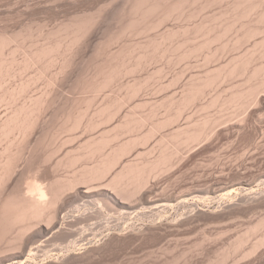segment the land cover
Returning <instances> with one entry per match:
<instances>
[{"label":"bare ground","instance_id":"1","mask_svg":"<svg viewBox=\"0 0 264 264\" xmlns=\"http://www.w3.org/2000/svg\"><path fill=\"white\" fill-rule=\"evenodd\" d=\"M15 1L17 4H19V7H20V5L22 4V3L20 4L21 0L20 2L18 0H14V2ZM22 1L24 4V2L27 0H22ZM69 1L72 2L73 0H69ZM39 2L41 1L39 0ZM23 4L21 7H23ZM24 5H25L24 6L25 9L23 7L24 10L22 9L20 10L17 5L16 6L18 10L17 9L15 10V8L14 10L15 12L18 11L17 13L24 12L22 13L23 16L21 15L22 17H24V14L25 15L30 14V16L29 15L28 16L31 18L30 19L31 23H29V21L27 22L29 24H27L26 22L25 23L23 22L24 25L21 26V28H18V30H15V29L10 30L9 28H6V27H0V106L1 105L3 106V108H0V110L3 111L5 108V111H4L5 113L0 111V264H25V262L29 261L28 258L30 254L35 255V256L38 254L39 255L41 254L42 256L41 255L40 256L42 258L44 257L43 255L44 252L46 253L47 251L48 252L51 251V250L49 251L48 248L52 247L51 245L53 244L54 240H56V244L58 245L62 242V240H65L66 242L70 241V245H68L69 250L66 251L67 249L66 248L65 252H69V251L71 252L73 251L71 249L73 245L75 246L76 244H79V242L82 243V241L83 242L86 241L87 237L90 234L87 230H90V228L93 229V231L91 230L93 232L91 234L93 235L95 232L94 229L95 230L98 228L106 229L105 226L108 225L109 223L111 224V222L113 223V221L122 222L124 220L123 222H126L127 220L128 222V220L130 221L132 219H139V220H143L142 222H144L146 218H150V220L149 219L148 220L151 222V218H152V221L154 222V224L153 222L151 224L153 225L144 224L143 227H137L136 225H134L135 223L129 226L127 225L128 229L130 228V233L127 236L134 235V237L135 236L143 237L149 234L152 236L156 234L157 232L161 231L162 229L164 230L166 229L168 231L175 229L174 231H178L176 229H181L183 225L185 226V224L187 223V220L192 219L194 215H196L199 212L195 213L194 211L196 209L194 211L191 210L190 212L192 213L194 212L195 214L191 215L190 217H186L187 215L184 217V214H185L184 212V213H181L182 214L181 216L184 217L183 219L187 218L186 220H183L179 216L180 220L175 219L172 221H168V218H165L166 216H164V213L168 212L172 208H180V207H182V209H186L187 210L186 212H188L189 211L188 208L190 209V207L193 206V205L192 206L190 205V207L187 206L188 208L187 207L184 208L187 205V203H189V201H198V199L200 198L204 199V197H207L208 200L209 199L213 200V203L215 199L223 200L220 198L224 197L225 195L224 193L226 190L228 191L227 187H229L227 186L226 187L227 189H226L225 186H223V184H222L223 187L221 186L214 187L213 185V187L210 186V188L206 190L200 189L199 187H198L199 189L197 187L196 189H194L193 187V190L190 188L188 191L187 190L184 192L182 191L181 194L176 196L174 192L172 193L164 192V190L161 189L162 188L161 186L159 185L157 186V183L155 185L154 181L158 180L162 176H164L165 178V175H169V172L171 171L173 167H176V165L179 166L178 160L180 161L181 159L179 158L181 157L178 158V156H181L182 151L187 152V150H190L187 148L191 147L192 145L194 144L197 145L198 143L201 144L202 141L204 140L207 141L206 139L212 137L211 135L213 134L215 127L220 125L218 124L220 123L219 120L222 121L223 117L222 119H219L217 117L212 118L211 113H210L211 115L209 113L208 115L207 113L206 115L204 114L206 118L203 119L204 118L203 117L202 121H200L199 118H197L198 120H195V121L192 119L189 121L185 119V122L187 125L182 126V124H179L181 121L180 119L183 118L185 112L189 111L192 106L194 107L196 103L201 102V100L206 96V93L207 94L209 93L208 92L209 89L211 90L212 87L215 88V85L221 84L220 83L221 81L224 82V80L226 81L228 79H229L228 81H230V79L235 80L234 78L236 76H239L238 78H236L239 80L241 79L240 76L244 77V80H243L244 84L242 83L243 84V85L241 84L242 86L238 85V87L235 88L233 84H230L233 86H231L232 89L229 88L231 93L230 91H228V93L230 94L228 95L225 94L227 96L225 95L223 96L222 95L223 92L221 90V93L218 92L217 94L215 92L216 94L215 95L213 94L214 96L210 100L206 98L208 101L205 100L206 101L205 104H201L202 102L199 103L201 104L200 109L201 111L203 110L204 113L208 111V109L210 110L212 107L216 108L217 105H219L218 108L221 107V110L223 109L225 112L227 111V109L229 112V110H231L229 108L235 109V111H232V113L233 112L236 113V111L238 110H242L246 112V110L249 111L250 109L249 106L251 104H254L253 102L259 100L261 101L260 105L261 103L264 102L263 97L261 96V94L264 93V63H260V60H259V59L264 58V37L261 38V36H263L261 34H264V0H126L124 7H122L121 9H118V11L114 9V11L110 12L111 14L110 13L106 14L107 18H112L116 20L117 22H119L118 30L116 29V31L115 30L111 32L109 31L110 34L108 36H106L105 35L106 33H105L104 35L107 37V39L104 40L103 42L105 46L103 45V43L102 44L99 43L98 44L99 46L95 45V47L92 46V43L90 42V39H89L90 38L89 35L93 32L94 27L97 24V21L95 19L96 16H98L101 19V17L99 16L101 13L100 14L96 13L98 15L93 16V14L90 15L92 11L89 10L90 13L88 15L84 14L85 15L84 16L81 14L80 16V14L79 15L77 14L76 17L74 15L73 16L74 19H71L70 21L68 20L67 23H65L66 21L64 20L63 24L60 22L61 24H59V26L57 25L56 27L54 25L55 27H52V28L50 27L51 29H48L46 31L45 29H47L48 27L46 26L47 28L46 27L44 28L43 24L45 25L47 24L42 23L43 25L42 27L44 28V30L42 31L43 28H38L40 29V31L38 32L36 27L39 23L36 25H33V23L35 24V22L37 21L34 20L35 22L32 23V20H33L32 17L34 18L35 13L43 11V10L45 13V10H46L45 8H47L51 4H47L45 6L44 3L43 4L36 3V1H33L30 3L29 1L27 3L25 2ZM53 5H56V3L55 4L52 3L50 7H52ZM59 5H56V6H59ZM64 5L65 7L64 6L63 7L65 9L68 8L66 7L67 4H64ZM216 5L223 6V7L219 6V7H222L220 12L217 11V13H214V14L212 13L206 14V11L208 9H211ZM78 6H79V3H78ZM105 6L102 7V10L104 9V11L106 10ZM107 11H108V7H107ZM4 12L6 13L8 11H4ZM69 13H73V12L70 11ZM201 14L203 16L200 17L201 19L198 22L193 21V20L199 19V16H201ZM18 15L20 16V14ZM52 15L54 14L52 13ZM72 15L73 14H71V18H72ZM20 19L22 20V18ZM55 21L57 20L55 19ZM169 21H174V22L180 21L179 22L180 25L174 26V27L170 26L171 28H167V29L165 28V30L164 29L161 30L162 31L161 33H158L160 32L159 28H163L164 25L168 24ZM181 21H183L182 22L183 24H181ZM189 21L190 22L192 21L193 23H189ZM156 30H157V33H156ZM154 31L155 33H153ZM231 33H233V35H231ZM136 35L138 36L143 35V37L145 36V40L141 39L142 41H134V43H131V44L127 43L128 41L124 40L126 37H128L129 39L130 36H131L130 39L133 40ZM229 35L231 37H227ZM257 37H259V40H257ZM223 38H227V39L225 40ZM255 38H256V41L254 40L253 45L251 46L252 48L248 51L246 49L245 50L246 52L244 54L237 55L236 53V56L234 57L232 56L233 58H230L231 60L230 59L229 61L226 60L227 62L224 63L223 65H219L218 68L217 67L213 69L210 68L207 71L201 68L202 71L203 70L206 71L204 75L190 74L192 75V77L188 75L191 78L187 79V82L185 80V83H184L182 80L183 78L181 77L183 76V73L181 76H179L178 74L171 82L169 81L170 84L167 85V87L170 85L173 86L174 84H177L178 86L179 85L178 82L181 80L184 83V84L182 83L183 86L181 90L182 92H180L181 94H179V92L177 91L178 94L176 96L175 95L174 96L171 95L169 97L166 96V98H164L160 102H157L154 99V101L156 102H153V103L152 102L149 103L148 102L149 100L140 102L139 101L140 99H138L139 103L137 102L134 105V107L132 105L133 108L131 107L129 111L127 109V112L123 113V111H125L123 109L127 107V104H130L131 102L133 103V100L135 101L136 98H139L138 96L140 95L142 91H144L145 94H147L145 89H147L150 93L156 89V88L154 89L151 87L149 88L150 90L152 89L150 91L147 87L149 83L153 81V79L155 80V77H159L160 76L159 74L163 73L162 69H158L156 67L158 71L155 72L156 70L155 69L154 72L152 73L150 72V74L146 71L147 72L146 74H148L147 78L144 77L143 75H142L143 76L142 78L141 74H139L141 78L136 76L138 75L137 73L139 72L141 73V71L144 72L145 69L147 70V68L151 67L152 64L155 65L156 63H160V62L164 63L163 61H166L167 63L166 65H174V64L180 65V63L182 62H187L189 60L191 61L192 58H193L192 60H194V58L198 59V57L203 56L205 59L204 63L208 65L211 62L215 63L214 60L219 61V56L221 54H224L225 52H228V51L230 53L232 51H235L234 49L240 50L238 48L241 45L243 46V44L245 43L249 44L250 43L249 41ZM113 45H115L116 47L118 46L119 48H116V47H115L116 49L112 48ZM90 46L94 47V50L93 51L91 50V51L95 53V54H92V55H95V57L89 54L91 56L90 57L91 59H89L86 62L87 63L86 65L84 64L85 65V67L83 66L84 68H81L82 66L80 67L78 63V57L80 58L82 57V59H85L86 57H88L86 56L87 54H85V52L86 50H89ZM112 49H115L116 51ZM93 57L94 59H92ZM194 61L196 62V60ZM257 61H259L258 64L256 63ZM188 64L190 63H187V66ZM154 65H153V68H155ZM189 66L191 67V64ZM202 66L206 67V65L204 66V64ZM162 67H164V65ZM159 68H161V66ZM193 68H194V65H193ZM197 68L195 69L190 68V69H192L193 71V70H196ZM51 69H53V71H51ZM198 69L200 70V68ZM160 71H162V73ZM181 71H179L178 73H180ZM165 74H166V71H165ZM169 74H171V72H169ZM169 74L165 78L166 80L167 78L170 77ZM161 76L159 78H161ZM128 77H130V79ZM184 77H185V74H184ZM14 79H16L17 81ZM158 80L159 79L157 78V82ZM42 81L45 82L43 83L45 86H42L41 84ZM11 82H14V83L11 84ZM39 82H40V85L42 86L41 88L42 91L41 90L38 91L40 93H38L37 95L36 91L38 89L36 87H38L37 85L39 84ZM159 83L160 82H158V84ZM155 84L157 85V83ZM165 85L164 86L159 85L160 86L158 87L159 90L161 88L162 90H164V87H166ZM67 86L72 88L74 92L75 91L78 92V96L76 98H72L71 100L68 98L69 100L68 101L65 100L66 101L65 102L62 97L60 100L58 98V95L60 92V88H65ZM167 87H166V91H167ZM173 87H176V85ZM216 88L220 89L219 87H216ZM224 88H223V91H226L227 89L225 88L226 90H224ZM33 89L34 90L37 89V90L33 91ZM157 89L155 90V92L157 91ZM215 90L219 91L217 89ZM108 91L112 94L107 93ZM34 92L36 94H34ZM161 92L162 91H160V93ZM168 92L170 93V89L168 90ZM153 94H151V96H153ZM101 96L103 99H101L102 101L99 102L98 99ZM65 97L66 96H64V98ZM157 97L159 96H156V98ZM259 97H261V99ZM57 99L60 101H63L64 103L61 102L62 104L58 105ZM146 105L148 107H146ZM152 105L153 107H151ZM145 107L147 108L146 111L144 110ZM150 107L152 108V110ZM148 108H150V111H148L149 110ZM141 109H143L142 112L138 111ZM161 110H162V113H160ZM195 110L196 108L194 109V111ZM217 110H220V108ZM214 111L216 110H213V112ZM222 111H219V112L221 113ZM195 112H197V110ZM216 112L214 113L215 115H216ZM238 112L241 113V111H238ZM225 116H228L229 118L230 115H225ZM194 117L196 118V116H193V119ZM201 117H202V114H201ZM237 117L239 118V116H237L236 114V118ZM245 117L247 118V115H245ZM245 117H243V119ZM233 118L231 116V121H234ZM238 118L236 120H238ZM176 123L180 126L177 125L176 127L175 125ZM227 123L225 122L224 125H227ZM174 125L176 128H174ZM101 128L102 130L99 131L100 134H97V132H95L97 135L96 136L92 135V134H95L93 133L94 131L96 130L98 131ZM169 128H170V131L167 132L166 130L167 129L169 130ZM218 129L220 128H217V130ZM78 130H81L82 132L84 131L83 133H86V135L88 133L89 134L91 133V134L90 135L88 134L89 137L87 139H84V141H81V139H83L81 137L83 133H81ZM76 131L80 132V135H79L80 138L79 136H75L76 135L75 133H77ZM64 133L69 135L66 139L61 138V136H64L63 135ZM159 133H161V135H159ZM127 135L128 136L131 135L130 138L128 137L129 139L126 138ZM157 135H159L160 138L159 140L157 139L158 143L155 141L157 144L156 145L153 144V145L160 146V149L159 147L158 148L156 147L159 150V153L157 150H155V147L151 144V146H153L154 148H151L150 150H148L149 148H146L147 152L144 151L143 153L141 151H138L137 152L138 154L134 157L135 154L133 155V153L136 150H138V148L140 147L143 148L144 145H147L148 147L149 144L147 143L150 142V139L152 138L154 139V137H156ZM74 136L76 137V139L79 138L78 140H80L81 142H79L78 140L75 141ZM59 137L60 139H62V141L60 140L61 141L60 143L59 141H57ZM83 137H85V134L83 135ZM121 137L127 139L128 141L123 142L124 139L122 141ZM73 141L76 143V145L74 143L73 147H70V149L68 148L66 150L65 148L68 145V143H70L68 146H72L71 142L73 143ZM258 142H260V140ZM56 143H57V146H56ZM64 145H66L65 148H64ZM256 145H258V143ZM62 147H63V150H65V152L61 150ZM145 147L146 146H144V148ZM185 148L187 150H183ZM230 148L231 147H229V149ZM153 149L155 150V152ZM219 150L221 151V149ZM58 151L59 152L63 151L64 153L61 152L62 154L61 157L60 156L59 158L57 157V160H56L55 158L57 156ZM156 152L158 154H156ZM245 152L248 153L249 151L247 150ZM152 153L156 155V156L154 155L155 156L154 158H152L153 156ZM256 153H257V149H256ZM243 155H246V153ZM238 156L240 155L238 154ZM182 159H183V156H182ZM224 162L226 163V161ZM208 163L210 162L208 161ZM250 163L251 162H249V164ZM24 165L26 166L25 167L26 169L21 171V167ZM211 167L212 166H210V168ZM213 168H214V164H213ZM203 169L205 170V168ZM174 170L175 168H173L172 171ZM231 174L232 173H230V175ZM183 176L185 175L183 174ZM214 176L213 178H215ZM236 181L238 182V180ZM256 181L257 180H255V182ZM173 182H176V180ZM259 183L260 182H258L257 184ZM234 184H235V181H234ZM239 184L241 183L239 182ZM241 185H244V184L242 183ZM250 185L252 186V184ZM228 192H230V190ZM261 193H260V196L258 197H256L257 196L256 194H254L256 196L253 195L254 197L252 196L249 197V194H247L248 197L244 196L241 199V201L242 202L250 201V203L247 202L249 206H246V205L245 206L249 207L252 210L254 206L261 205L262 203H264V195H261ZM230 195H231V192H230ZM235 205H238V204H233V203L227 204L226 203V207H224L225 206L224 204L221 207L226 208V210L228 211L229 209L230 210L234 209ZM243 207L241 209H243ZM192 208H196V205ZM235 208L237 207L235 206ZM249 208H247L246 210H248ZM237 209L239 210V208ZM226 210H225V213L229 214V211L227 212ZM223 211L220 210L221 214L222 213L224 214ZM157 212H160V213H157ZM177 212H175L173 215H175ZM190 212L188 213L190 214ZM201 212L202 211H200V213ZM243 215L245 216V214ZM222 217H225V216H222ZM212 219H211V222H212ZM225 219H228V217ZM94 220L95 222H92L91 224H89L91 221H94ZM214 220H216V218ZM198 222L199 221H197V224ZM110 226H112V224ZM248 227H246V229ZM262 227L264 229V219L261 218V220L257 221L255 224H253L247 230H245L246 232H244L243 234H241L240 232L241 235L240 236L238 235V238H236V241L234 243H231L228 248L226 246L227 244L226 245L224 244V246L227 249L226 250L224 249V252L220 253L221 255L224 253L222 256L220 255V257H218L219 253H217L218 259L215 258L216 261L214 260V263L212 262V264H228L227 262L230 261L229 259H231L234 253H237L238 250L243 247V245L245 247V243L247 242L248 239L250 240L252 239L250 235L251 234L254 235L253 233L259 231L260 228ZM120 228H117V229H120ZM103 231L101 230L100 232H103ZM96 234L98 235L100 233L99 232L95 233L93 237H95ZM116 234L117 235L111 234L113 235V237L110 236V238L111 239L115 238V240L117 238L118 239L121 238V235H122L121 233L120 235H118V233ZM257 235H258V232H257ZM234 236H233V239H234ZM89 238H88V241H89ZM110 238L107 240L108 241L110 240L111 242L114 241V240H111ZM230 240L232 241V239ZM58 241L60 242L57 243ZM50 242L52 243L51 245L48 246ZM66 242H64L63 244L67 245ZM200 244H202V242H200ZM247 244H249V242H247ZM54 245L55 244H53V246ZM65 245H62V246H65ZM262 246H264V233L260 236L258 240L256 239V242L252 244L249 250L247 249V247L245 248L247 249V251L246 252L244 251L241 257L243 256L242 257L243 259L247 257L253 258L251 256L257 253V250H259L260 247ZM99 247H104V246L99 245ZM99 247L97 248V247L92 246V248L88 249L86 252H84V254H81V253L79 255L73 254L74 256H71V257L69 255H67L68 257L63 256L61 261L59 259L60 263H58V261L57 262L53 261L52 263L53 264L55 263L70 264V263H75V262H82V261L84 262L86 259L89 262L90 260L88 259H91V254L93 258V255H94L93 253L96 250L99 251L100 249ZM57 248H53L51 252H53L55 249L54 252L59 253L62 247L61 248L59 247L60 250L59 248L58 249ZM164 248H167V247H164ZM218 248H220V246ZM56 249L59 252H56ZM194 249L196 250V248ZM44 250H47V251H44ZM161 250L163 251V249ZM62 251L64 252L63 249ZM186 252L187 251H185V253ZM239 252H241V250ZM165 254L167 255V253ZM159 255L157 256L159 257ZM35 256L33 258L34 260H36ZM167 256L169 257L170 255H167ZM175 256L177 255L175 254ZM185 256H187V254ZM48 257H50V255ZM53 257L54 256H52V258ZM160 257L162 261V256ZM36 258L38 259V257ZM44 258H47V257H44ZM33 259L30 261L31 264H32ZM180 259L181 258H178L177 262H179ZM236 259L237 258H234L233 261H236ZM239 260L240 259H237V262H239ZM173 263L176 264L174 261ZM235 263L236 262H234L233 264ZM88 264H90V262ZM163 264H164V261H163Z\"/></svg>","mask_w":264,"mask_h":264},{"label":"rangeland","instance_id":"2","mask_svg":"<svg viewBox=\"0 0 264 264\" xmlns=\"http://www.w3.org/2000/svg\"><path fill=\"white\" fill-rule=\"evenodd\" d=\"M4 1H5V3H4ZM19 2H20V0H18ZM17 1V2H18ZM30 1V3L31 2H33V1H36V3H44V5L46 6L47 4H51L52 5V3H56V5H59V4H61V5H59V6H56V5H53L52 7H50L51 5H49L47 8H45L46 10H45V13H44V10L43 11H40V12H37V13H35V15H34V18L32 17V15H31V17H32V23L33 22H35V21H37V22H35V24L33 23V25H36V24H38V25H40V26H38L37 25V27H36V29H37V31L39 32L40 31V29H38V28H45L46 26L48 27H46L47 29H45V31L46 30H48V29H51L52 27H57V25L59 26V24H63L64 23V20L66 21L65 23H67V21L69 20H71V19H74L73 18V16L75 15V17H76V15L78 14H80V16H81V14L82 15H84V14H89L90 13V11L89 10H91L92 12L90 13V15L91 14H93V16H96V15H98V14H96V13H101L99 16L101 17V19L98 17V16H96V21H97V24L95 25V27H94V30H93V32L89 35L90 36V42L92 43V46H94L95 47V45L97 46L99 43L100 44H102L103 42H104V40H106L107 39V37L106 36H108L109 34H110V32L111 31H113V30H115L116 31V29L118 30V28H119V22H117L116 20H114V19H112V18H107V13H110V12H112V11H114V9L115 10H117L118 11V9H121L122 7H124V4H125V1L126 0H73L72 2L71 1H69V0H55V1H53V0H51V1H49V0H40L41 2H39V0H27V1H25L26 3L27 2H29ZM53 1V2H52ZM57 1V2H56ZM62 1V2H61ZM66 1V2H65ZM75 1V2H74ZM89 1V2H88ZM104 1V2H103ZM114 1H115V3H114ZM117 1V2H116ZM8 2H9V4H8ZM18 2V3H19ZM25 2H24V4H25ZM46 2V3H45ZM61 2V3H60ZM77 2V3H76ZM85 2H86V4H85ZM89 4H91V5H89ZM93 2V3H92ZM23 4V1L21 0V2H20V4ZM35 3V2H34ZM67 4L66 5V7H68V8H64L65 7V5L64 4ZM71 3V4H70ZM75 5H73V4ZM78 3H79V6H78ZM102 4V5H100V4ZM106 3V4H105ZM114 3V4H113ZM0 17H2V18H0V27H6V28H9L10 30H18V28H21V26H23L24 25V23L26 22H28L29 21V23H31V18L29 17L30 16V14H27V15H25L24 14V17H22L23 15H22V13H24V12H19V13H17L18 11H16L15 12V10L17 9L18 10V8H17V6L19 7V4H17L16 3V1L14 2V0H0ZM7 4H8V6H7ZM14 5V7H13V5ZM17 6H16V5ZM22 4L20 5V7L22 6ZM23 4V7L25 6ZM81 4V5H80ZM96 4V5H95ZM106 6H105V5ZM108 4V5H107ZM110 4V5H109ZM4 5V6H3ZM77 5V6H76ZM96 7H95V6ZM64 6V7H63ZM74 6V7H73ZM92 6V7H91ZM103 6H105L106 7V10L104 11V9L102 10V7ZM217 6V5H216ZM214 6L213 8H211V9H208L207 11H206V14H214V13H217V11L218 12H220V10L222 9V5H219V6H222V7H219V6ZM6 7H8V8H6ZM11 7V8H10ZM19 7V9L21 10H24L25 9V7H24V9H23V7H21L20 8ZM50 7V8H49ZM57 7H59V8H57ZM63 7V8H62ZM81 8V10H80V8ZM84 7V8H83ZM87 7H89V8H87ZM95 7V8H94ZM104 7V8H105ZM107 7H108V11H107ZM109 7H111V8H109ZM5 10H4V9ZM14 8H15V10H14ZM51 8H52V10H51ZM62 8V9H61ZM76 10H75V9ZM92 8V9H91ZM117 8V9H116ZM220 8V9H219ZM2 9H3V11H2ZM10 9V10H9ZM56 9V10H55ZM58 9V10H57ZM68 9V10H67ZM69 9H70V11L71 12H73V13H69L70 11H69ZM82 9H83V11H82ZM85 9V10H84ZM95 11H94V10ZM99 9V10H98ZM101 9V10H100ZM219 9V10H218ZM12 10V11H11ZM53 10H55V11H53ZM87 10V11H86ZM97 10V11H96ZM4 11H8V12H4ZM9 11H10V13L12 14H10L9 13ZM47 11V12H46ZM64 11V12H63ZM82 11V12H81ZM94 11V12H93ZM99 11V12H98ZM120 11V10H119ZM15 12V13H14ZM57 12H59V13H57ZM3 15H2V14ZM6 15H5V14ZM8 13V14H7ZM42 13V14H41ZM43 13H44V15H43ZM52 13L54 14V15H52ZM75 13V14H74ZM18 14H20V16L18 15ZM57 14V15H56ZM66 14V15H65ZM71 14H73L72 15V18H71ZM95 14V15H94ZM104 14V15H103ZM111 14V13H110ZM22 15V16H21ZM29 15V16H28ZM38 15V16H37ZM102 15V16H101ZM8 16H10V17H8ZM11 16H12V18H11ZM41 16V17H40ZM50 16H51V18H50ZM53 16H55V17H53ZM65 16V17H64ZM85 16V15H84ZM203 15L201 14V16H199V19H196V20H193V21H199L201 18L200 17H202ZM6 17V18H5ZM14 17V18H13ZM28 19H27V18ZM36 17V18H35ZM44 17V18H43ZM70 17V18H69ZM18 19V21H17V19ZM20 18H22V20L20 19ZM48 20H47V19ZM53 18V19H52ZM59 18V19H58ZM60 18H61V20H60ZM98 18V19H97ZM7 19V20H6ZM14 19V20H13ZM43 19H45V20H43ZM50 19V20H49ZM55 19L57 20V21H55ZM4 20V21H3ZM12 20V21H11ZM21 20V21H20ZM35 20V21H34ZM2 21V22H1ZM48 21V22H47ZM63 21V22H62ZM114 21V22H113ZM5 22V23H4ZM15 22H16V24H15ZM24 22V23H23ZM61 22V23H60ZM101 22V23H100ZM174 24H173V23ZM180 22V21H179ZM179 22H177V21H169L168 22V24H166V25H164V27L163 28H159V30H160V32H158V33H161L162 31L161 30H165V28L167 29V28H171V27H174V26H178V25H180V23ZM183 21H181V24H183L182 23ZM187 22V21H186ZM7 23V24H6ZM13 23V24H12ZM21 23H22V25H21ZM29 23H27V24H29ZM42 23H46L47 25H45V24H43L42 25ZM99 23V24H98ZM189 23H193L192 21L190 22L189 21ZM184 24H185V22H184ZM8 25V26H7ZM10 25H12V26H10ZM15 25V26H14ZM17 25V26H16ZM26 25V24H25ZM55 25V26H54ZM43 26V27H42ZM116 26V27H115ZM171 26V27H170ZM12 27V28H11ZM14 27V28H13ZM17 27V28H16ZM51 27V28H50ZM44 28L42 29V31L44 30ZM158 30V29H157ZM157 30H156V33H157ZM110 31V32H109ZM106 33V34H105ZM153 33H155V31L153 32ZM152 33V34H153ZM39 34V33H38ZM106 36H105V35ZM231 35H233V33H231ZM261 35H263V36H261ZM260 36H261V38H263L264 37V34H261ZM37 36H39V35H37ZM88 36V37H89ZM137 36V37H136ZM135 37H134V39H133V37H132V39L133 40H131L130 38H131V36L129 37V39H128V37H126L124 40L125 41H128L127 43H129V44H131V43H134V41H142V40H145V36L143 37V35L142 36H140V37H142V38H140L138 35H136ZM259 36V37H260ZM227 37H231L230 35L229 36H227ZM259 37H257V40H259ZM40 38V37H39ZM139 38V39H138ZM260 38V39H261ZM142 39V40H141ZM223 39H227V38H223ZM222 39V40H223ZM123 40V41H124ZM224 40V41H225ZM254 40L256 41V38L255 39H253V40H251V41H249L250 43L248 44V43H245V44H243V46L241 45L238 49H240V50H237V49H234L235 51H232V50H230V51H232V52H230L229 53V51L228 52H225L224 54H225V56H224V54H221L220 56H221V58L223 59L224 57L226 58H224L223 60L220 58V56H219V61L218 60H214V62L216 63H213V62H211V63H209L208 65L206 64V63H204L205 62V59H204V57L202 56V57H198V59L196 58H194V60H196V62L194 61V60H192L191 59V61L189 60V61H187V62H182V63H180V65L179 64H174V65H166L167 63H166V61H163L164 63H162V62H160V63H156L155 65L154 64H152V68L151 67H148L147 68V70L145 69V71L143 72V71H141V73L139 72V73H137L138 75H136L137 77H140V75L139 74H141V77L143 78V76L144 77H146L147 78V75L148 74H146L147 72L150 74V72L152 73V72H154V70H155V72L156 71H158V69H162L163 70V73H164V75H163V73H162V71H160L162 74H159L160 76H161V78H159L160 76L159 75H157V76H159V77H155V80L153 79V81L152 82H150L149 83V85H148V89L149 88H158V87H160L159 85H165L166 87H167V85H169L170 84V82L179 74V76H181L182 75V73H183V76H181L183 79V82L185 83V80H186V82H187V79H189V78H191L192 77V75H195V74H200V75H204V73L208 70V69H210V68H218L219 67V65H223L224 63H226L227 61H229V59L230 58H233L234 56H236V53H237V55H239V54H244L246 51V49H247V51L248 50H250L252 47V45H253V42H254ZM133 41V42H132ZM223 41V42H224ZM106 42V41H105ZM252 43V44H251ZM103 45L105 46V44L103 43ZM116 45V44H115ZM115 45H113L112 46V48H115L116 46ZM118 45V44H117ZM248 45V46H247ZM92 46H90L89 47V50H86V52H85V54H87L86 56H88V57H86L85 59H82V57L80 58V57H78V63H79V66L81 67V68H84L85 67V65L87 64L86 62L89 60V59H91L90 57L91 56H94L95 57V55H92V54H95V53H93L92 51L94 50V47H92ZM99 46V45H98ZM100 46H102V45H100ZM103 46V47H104ZM119 46H120V44H119ZM245 46V47H244ZM247 46V47H246ZM250 46V47H249ZM92 47V48H91ZM242 47H244V48H242ZM116 48H119L118 46L116 47ZM115 48V49H116ZM115 49H112V50H115ZM92 50V51H91ZM88 51H89V53H88ZM116 51V50H115ZM237 51V52H236ZM244 51V52H243ZM229 53V54H228ZM89 54H91V56L89 55ZM227 54V55H226ZM229 55V56H228ZM231 56V57H230ZM233 56V57H232ZM94 57L92 58V59H94ZM221 60V61H220ZM227 60V61H226ZM231 60V59H230ZM260 60V63H264V58H262V59H259ZM200 61V62H199ZM219 63H218V62ZM202 62V63H201ZM223 62V63H222ZM184 63H186V64H184ZM187 63H190L191 64V67L189 66L190 64H188V66H187ZM200 63V64H199ZM212 63H213V65H212ZM218 63V64H217ZM255 63V62H254ZM257 64L259 63V61H257L256 62ZM85 64V65H84ZM159 64V65H158ZM183 64V65H182ZM196 64V65H195ZM197 64H198V66H197ZM204 64V66L206 65V67H203L202 65ZM215 64V65H214ZM153 65H154V67L155 68H153ZM164 65V67H162ZM176 65H178V66H176ZM193 65H194V68H193ZM201 65V66H200ZM84 66V67H83ZM161 66V68H159ZM168 66H169V68H168ZM174 66V67H173ZM183 66V67H182ZM185 66V67H184ZM215 66V67H214ZM158 69H157V68ZM189 67V68H188ZM200 68V70L198 69V68ZM151 68V69H150ZM181 68V69H180ZM184 68H185V70H184ZM190 68H192V69H195V68H197L196 70H193L192 71V69H190ZM201 68H203L204 70H206V71H202V69ZM169 70V72H171V74H169V72H168V70ZM185 71V73H184V71ZM150 70H152V71H150ZM172 70V71H171ZM174 70V71H173ZM181 71L180 73H178L179 71ZM188 70V71H187ZM51 71H53V69H51ZM147 71V72H146ZM165 71H166V74H165ZM177 71V72H176ZM190 71V72H189ZM198 71V72H197ZM188 74H187V73ZM83 73V72H82ZM170 75V77L169 78H167V80L165 79L167 76H168V74ZM175 73V74H174ZM202 73V74H201ZM145 74V75H144ZM184 74H185V77H184ZM186 74H187V76H186ZM190 74H192V75H190ZM143 75V76H142ZM166 75V76H165ZM188 75H190L191 77H189ZM164 76V77H163ZM140 77V78H141ZM163 77V78H162ZM188 77V78H187ZM239 76H236L234 79L235 80H231L230 79V81H228V80H224V82H220L221 84H217V85H215V88H211V90L209 89V93L207 94L206 93V96L201 100V102H198V103H196L195 105H194V107L192 106L191 107V109H192V111H191V109L189 110V111H186L185 112V114H184V116H183V118L182 119H180L181 121H180V123L179 124H182V126H185V125H187L186 124V122H185V119L186 120H198L197 118H199L200 119V121H202V118L203 119H205L206 117H205V115H206V113H207V115H208V113L212 116V118H215V117H217V118H219V119H222V117H223V119H222V121L221 120H219V122L220 123H218V124H220V125H216L217 127H215V130L213 131V134L211 135L212 137H210V138H208V139H206L207 141H202V143L200 144V143H196L197 145H192L191 147H189V148H187V149H190V150H187L186 148L185 149H183V150H187V152H181L182 154H181V156H178V158L179 157H181V158H179V159H181L180 161L178 160V165L179 166H177L176 165V163H175V165H176V167H173V168H175V170L174 171H172L173 170V168L171 169V171L169 172V175H165V178H164V176H162L161 178H159L158 180H156V181H154L155 182V185H156V183H157V186L159 185V186H161L160 188L162 189V190H164V192H166V193H172V192H174L175 193V195L176 196H178L179 194H181V192L183 191H188L190 188L193 190V187H194V189H196V187L198 188H200V189H203V190H206V189H208V188H210V186L211 187H213V185H214V187L216 186V187H218V186H221V187H223V186H225V188L227 187V186H229V187H227L228 188V191L230 190V192H231V195H230V192H228L227 190V192L225 191V195H224V197H221L220 199H223V200H219V199H215V201H214V203H213V200H211V199H209L208 200V198L207 197H204V199L203 198H200V199H198V201H189V203H187V205L184 207V208H186L187 206L188 207H190V205L192 206V207H194L195 205H196V208H192V207H190V209L188 208V212H190L191 210L192 211H194L195 209V213L196 212H199V213H197V214H199V215H194V219L192 218V219H189V220H187V223L185 224V226L183 225L182 226V228L181 229H176V230H178V231H174V230H164V229H162L161 231H159V232H157L156 234H154V235H146V236H135L134 237V235H130V236H127V235H129V233H130V228L128 229V226L129 225H131V224H134V225H136L137 227H143L144 226V224L145 225H153L154 224V222L152 221V218H151V222L149 221L150 220V218H146L145 219V221L144 222H142L143 220H139V219H132V220H128V222H127V220H126V222H123L122 220V222H116V221H113V223L111 222V224H112V226H110L109 224L108 225H106L105 226V228L106 229H104V231H103V229H101V228H98V229H94V234L95 233H100V234H96L97 235V237H96V235H95V237H93L94 236V234L92 235L91 233H93L92 231H93V229H91L90 228V230H87L89 233H87V234H89V236L87 237V239H86V241H82V243L81 242H79V244H76L75 246H76V248H75V246L73 247H71V249L73 250V251H69V252H65V249H66V251L67 250H69V248H68V245H70V241L68 242H66L65 240H62V242L58 245V244H56V240H54V242H53V244H55L58 248L60 247H62L61 248V250H60V248H59V250H60V252L57 250L58 248L55 246H53V244L51 245V243L52 242H50L49 244H48V246L49 245H51L53 248H57L56 249V252H59V253H55L54 251H55V249H54V253L53 252H51L52 251V249L51 248H48V250L50 251V252H48L47 250H44V251H47L46 253L44 252L43 253V255H44V257H47V258H44V257H42L41 258V256L38 254V255H31L30 254V256H29V258H28V262H25V264H31V260L34 258V256H35V259L36 260H34L33 259V261H32V264H50V263H52L53 261H55V262H57L58 261V263H60L59 262V259H60V261H61V259L63 258V256L64 257H68L67 255H69L70 257L71 256H74L75 254L77 255H79L80 253L81 254H84V252H86L88 249H90V248H92V246L93 247H99V245H101V246H104V247H99L100 249H99V251L98 250H96L93 254V258H92V254H91V259H88V260H90L89 262H90V264H163V261H164V264H169V263H171V264H174L173 263V261L176 263L177 262V260H178V258H181L180 259V261L179 262H177L176 264H212V262L214 263V260H215V258H217L218 259V257H220V253H222V252H224V249L226 250L229 246H230V244L231 243H234L235 241H236V238H238V235L240 236L241 234H243L244 232H246L245 230H247L250 226H252L253 224H255L257 221H259V220H261V218L262 219H264V208H262V207H264V203H262L261 205H257V206H254L253 207V209L251 210L249 207H246V206H249L248 205V203L247 202H249L250 203V201H241V199L244 197V196H247L248 197V195L247 194H249V197L250 196H252V197H254V196H256V197H258V196H260V193H261V195H264V102L263 103H261V105H260V102L261 101H259V100H257V101H255V102H253L254 104H255V106H254V104H251V105H253V106H249L250 107V109H249V111L248 110H246V112H244V111H242V110H238V111H241V113L240 112H238V111H236V113H232V111H235V109L233 110L232 108H229V109H231V110H229V112H228V109H227V111L225 112L223 109V111L221 110V107H219L220 108V110H217V109H219L218 108V106L219 105H217V107L216 108H211L210 110L208 109V111H206L205 113H204V111L202 112L201 111V109H200V106H201V104H205V102L206 101H208V100H210L216 93L218 94V92L219 93H221V90H222V95L224 96L225 94H230L231 93V91H230V89H232V87L231 86H233L234 85V87L235 88H237L238 87V85H241L242 83L244 84V77L243 76H240V80L239 79H236V78H238ZM129 79H130V77H128ZM157 78L159 79L158 80V82H160L159 84H158V82H157ZM243 78V79H242ZM166 81H165V80ZM14 80H16V79H14ZM14 80H12V81H14ZM161 80V81H160ZM17 81V80H16ZM123 81H124V79H123ZM125 81H127V80H125ZM170 81V82H169ZM163 82V83H162ZM181 82V83H180ZM181 80L178 82L179 83V85L177 86V84H174L173 86H175L176 85V87H173L172 85H170V86H168L167 87V91H166V87H164V90H162V88L159 90V88L157 89V91L155 92V90L153 91V92H149L147 89H145V91H146V93L147 94H145V92L144 91H142L141 93H140V95L138 96L139 98H136L135 99V101L133 100V103L131 102L130 104H127V107H126V105H125V109H123V110H125V111H123V113H125V112H127V109H128V111L130 110V108L132 107V105H133V107H134V105L138 102L139 103V101L140 102H143V101H148L149 103H153V102H160V101H162L164 98H166V96L167 97H169V96H176L178 93H177V91L179 92V94H181L180 92H182L181 90H182V86H183V83ZM230 82H232V83H230ZM239 82V83H238ZM12 83H14V82H11V84ZM43 83H45L44 81H42L41 82V84H42V86H45ZM155 83H157V85L155 84ZM165 83V84H164ZM183 83V84H182ZM223 83V84H222ZM253 83H255V82H253ZM155 84V85H154ZM230 84H233V85H230ZM242 84V85H243ZM224 88V90H226V91H223V88L221 87V86ZM227 85V86H226ZM241 85V86H242ZM38 87H36L37 89H33V91H36V93H37V95H38V93H40V92H38V91H40L41 90V88H42V86L40 85V82H39V84L37 85ZM153 86H155V87H153ZM157 86V87H156ZM180 86V87H179ZM174 89H173V88ZM177 87H179L180 88V90H179V88H177ZM216 87H221L220 89H218V88H216ZM170 89V93L168 92V90ZM230 88V89H229ZM178 89V90H177ZM215 89H217V90H219V91H216ZM69 90H71V91H69ZM150 90V89H149ZM152 90V89H151ZM150 90V91H151ZM176 92H175V91ZM214 90V91H213ZM32 91V92H33ZM42 91V90H41ZM158 91H159V93H158ZM160 91H164L162 94L160 93ZM228 91H230V93H228ZM70 92H71V94H70ZM74 94H73V93ZM76 92V91H75ZM74 92V90L72 89V88H70L69 86H67V87H65V88H60V92H59V95H58V98L61 100V97L64 99V101L66 100V101H68L69 99L71 100L72 98H76L77 96H78V92H76L75 93ZM167 92V93H166ZM173 92V93H172ZM216 92V93H215ZM226 92V93H225ZM35 92H34V94H36ZM107 93H109V94H112V93H110L109 91L107 92ZM153 93H155V94H153ZM176 93V94H175ZM33 94V93H32ZM144 96H143V95ZM151 94H153V96H151ZM160 94V95H159ZM212 95V96H210V95ZM214 94V95H213ZM263 94V95H262ZM261 94V96L263 97V100H264V93H262ZM72 95V96H71ZM208 95H209V97H208ZM227 95H225V96H227ZM64 96H66L65 98H64ZM68 96V97H67ZM73 96H75V97H73ZM148 96H149V98H148ZM156 96H159V97H157L156 98ZM163 96V97H162ZM165 96V97H164ZM179 96V95H178ZM104 97V96H103ZM141 97V98H140ZM147 97V98H146ZM67 98V99H66ZM69 98V99H68ZM144 98V99H143ZM151 98V99H150ZM208 100H207V99ZM260 99H261V97H259ZM62 99V100H63ZM101 99H103L102 98V96L98 99V101L99 102H101L102 100ZM138 99H140L139 101H138ZM142 99V100H141ZM154 99L156 100V101H154ZM58 100V99H57ZM60 100H58V102H57V104L58 105H60V104H62V103H64L63 101H60ZM206 100V101H205ZM59 101H60V103H59ZM65 101V102H66ZM203 101H204V103H203ZM62 102V103H61ZM98 102V103H99ZM135 102V103H134ZM257 102H258V104H257ZM199 103H201V104H199ZM100 104V103H99ZM155 104V103H154ZM153 104V105H154ZM98 105V104H97ZM128 105H130V106H128ZM153 105L151 106V107H153ZM199 105V106H198ZM258 107H260V108H258ZM150 106V105H149ZM155 106V105H154ZM195 106H197L198 108H199V110H198V108L197 107H195ZM5 107V106H4ZM132 107V108H133ZM146 107H148L147 105H146ZM144 108V110L146 111L147 110V108ZM150 107V108H151ZM0 108H3V106L1 105L0 106ZM150 108H148L149 110L148 111H150ZM196 108V110H197V112H195L194 111V109ZM6 109H7V107H6ZM3 110V109H2ZM142 110L143 109H141V110H138V111H140V112H142ZM151 110H152V108H151ZM213 110H216V111H218V112H216V111H214L213 112ZM226 110V109H225ZM237 110V109H236ZM255 110V111H254ZM1 111V110H0ZM5 111V108H4V110L3 111H1V112H3V113H5L4 112ZM191 111V112H190ZM209 111H211V112H209ZM219 111H222L223 112V114H222V112L220 113ZM247 111H248V113H247ZM260 111V112H259ZM159 112V111H158ZM216 112V115L214 114ZM232 113V115H231V113ZM238 112V113H237ZM160 113H162V110L160 111ZM196 113V114H195ZM218 113H220V114H218ZM227 113V114H226ZM247 115V118L245 117V115ZM253 113H254V115H253ZM199 114H200V116H199ZM201 114H202V117H201ZM205 114V115H204ZM230 115L229 116V118H228V116H225V115ZM233 114H235V115H233ZM236 114H237V116H239V118H238V120H236L237 118H236ZM239 114V115H238ZM258 116H257V115ZM188 115V116H187ZM192 115V116H191ZM199 117H198V116ZM219 115H220V117H219ZM226 117H224V116ZM241 115H242V117H241ZM260 115H262L263 116V118H262V116H260ZM193 116H196V118L194 117V119H193ZM231 116H232V118H233V120L234 121H231ZM260 116V117H259ZM188 117H189V119H188ZM192 117V118H191ZM210 117V116H209ZM243 117H245L244 119H243ZM253 119H252V118ZM224 118H225V120H224ZM261 120H260V119ZM226 119H228V120H226ZM230 120V121H229ZM243 120V121H242ZM184 121V122H183ZM187 121V122H188ZM223 121H224V123H223ZM238 121V122H237ZM240 121H242V122H240ZM246 121V122H245ZM253 121V122H252ZM259 121V122H258ZM221 122H222V124H221ZM225 122L227 123V125H224L225 124ZM229 122H231V123H229ZM245 124H244V123ZM247 122H248V124H247ZM261 122H263V123H261ZM178 123V122H177ZM175 124L176 125V127H177V125L178 124ZM189 123V122H188ZM234 123V124H233ZM231 124V125H230ZM240 124V125H239ZM175 125H174V128H176L175 127ZM223 125V126H222ZM252 125V126H251ZM178 126H180V125H178ZM221 126V127H220ZM228 126V127H227ZM227 127V128H226ZM171 128V127H170ZM170 128H169V130L167 129L166 131L168 132V131H170ZM217 128H220V129H218L217 130ZM226 128V129H225ZM252 128V129H251ZM225 129V130H224ZM240 129V130H239ZM242 129V130H241ZM246 129V130H245ZM250 129V130H249ZM261 129V130H260ZM100 130H102V128L101 129H99L98 131L96 130V131H94L93 133H95V132H97V134H100ZM257 130V131H256ZM78 131H80L81 133H83L81 130H78ZM217 131V132H216ZM228 131V132H227ZM250 131H252V132H250ZM262 131H263V133H262ZM77 132V131H76ZM80 132H77V133H75L74 135L75 136H79L80 135ZM244 132V133H243ZM247 132V133H246ZM259 135H258V134ZM78 134V135H77ZM85 134V137H83V135ZM89 134V133H88ZM86 135V133H83L82 134V138L83 139H81V141H84V139H87L88 137H89V135L91 134H89V135ZM96 133L95 134H92V135H97ZM229 134V135H228ZM238 134V135H237ZM64 136H61V138L62 139H66L69 135H67V134H63ZM159 135H161V133H159ZM159 135H157L156 137H154V139L152 138V139H150V142H148L147 144H149L148 145V147H147V145H144V146H146L145 148H144V146H143V148L142 147H140V148H138V150H136L134 153H133V155H134V157L138 154L137 152L138 151H141L142 153L145 151V152H147L146 151V148H149L148 150H150L151 148H154L155 147V150H157L158 151V153H159V150L157 149L158 147H159V149H160V146H154V145H156L158 142V140H159V138H160V136ZM235 135V136H234ZM249 137H248V136ZM74 136V137H75ZM87 136V137H86ZM126 136V135H125ZM130 136L131 135H127V139H129L130 138ZM247 136V137H246ZM129 137V138H128ZM236 137V138H235ZM79 138H80V136H79ZM79 138H77L76 139V137H75V141L76 140H78ZM229 140H228V139ZM232 138V139H231ZM239 138V139H238ZM62 139H60V137H59V139L57 140V141H59V143L62 141ZM123 139H124V141H123ZM127 139H125V138H123V137H121V140L123 141V142H126V141H128ZM158 139V140H157ZM248 139V140H247ZM256 139V140H255ZM61 140V141H60ZM208 140H209V142H208ZM222 140V141H221ZM237 140V141H236ZM260 140V142H258V141ZM262 140V141H261ZM56 141V142H57ZM79 142H81L80 140H78ZM157 143H156V142ZM231 141V142H230ZM239 141V142H238ZM241 141V142H240ZM246 141V142H245ZM251 141V142H250ZM78 142V143H79ZM205 142V143H204ZM227 142V143H226ZM236 142V143H235ZM256 142V143H255ZM58 143V144H59ZM75 142L73 141V143L71 142V144H72V146H68L70 143H68V147L66 146V145H64V148H65V146H66V150L69 148L70 149V147H73V144H74ZM227 145H226V144ZM231 143V144H230ZM233 143H234V145H233ZM238 143H239V145H238ZM253 143V144H252ZM258 143V145H256ZM151 144L154 146H151ZM224 144V145H223ZM230 144V145H229ZM245 144V145H244ZM247 144V145H246ZM250 144H251V146H250ZM75 145H76V143H75ZM229 145V146H228ZM249 145V146H248ZM56 146H57V143H56ZM194 146V147H193ZM200 148H199V147ZM225 147V148H223V147ZM228 146V147H227ZM259 146V147H258ZM157 147V148H156ZM193 147V148H192ZM229 147H231L230 149H229ZM227 148V149H226ZM245 148V149H244ZM249 148H251V149H249ZM261 148V149H260ZM263 148V149H262ZM193 149V150H192ZM219 149H221V151L219 150ZM226 149V150H225ZM256 149H257V153H256ZM61 150H63V147H62V149ZM154 150V149H153ZM155 150H154V152H155ZM229 150V151H228ZM249 151L248 153L247 152H245V151ZM60 151V150H59ZM57 152V156H56V160H57V157L59 158V156L61 157V152L62 153H64L65 152V150H63V151H61V152ZM190 151V152H189ZM194 151V152H193ZM220 151V152H219ZM227 151V152H226ZM233 153H232V152ZM237 153H236V152ZM239 151V152H238ZM252 151V152H251ZM213 152H214V154H213ZM224 152H226V153H224ZM244 152V153H243ZM254 152H255V154H254ZM58 153H59V155H58ZM157 152H156V154H158ZM190 153V154H189ZM208 153H210V154H208ZM217 153V154H216ZM246 153V155H243V154H245ZM251 153V154H250ZM252 153H253V155H252ZM153 154V156H152V158H154L156 155L154 154V153H152ZM185 154V155H184ZM189 154V155H188ZM218 154H219V156H218ZM224 156H223V155ZM238 154L241 156H238ZM155 155V156H154ZM204 155V156H203ZM226 155V156H225ZM228 155V156H227ZM232 155V156H231ZM233 155H234V157H233ZM250 155V156H249ZM182 156H183V159H182ZM212 156H216L215 157V159H214V157H212ZM218 156V157H217ZM232 158H231V157ZM134 157H132V158H134ZM221 157H222V159H221ZM226 157H227V159H226ZM229 157V158H228ZM242 157H243V159H242ZM245 157V158H244ZM247 157V158H246ZM53 158V159H54ZM187 158V159H186ZM200 160H199V159ZM203 158V159H202ZM231 158V159H230ZM236 158V159H235ZM237 158H239V159H237ZM251 158V159H250ZM195 159V160H194ZM220 159V160H219ZM229 159V160H228ZM233 159H235V160H233ZM201 160H203V161H201ZM213 160H214V162H213ZM228 160V161H227ZM237 160H238V162H237ZM251 160V161H250ZM54 161V160H53ZM183 161V162H182ZM197 161V162H196ZM201 161V162H200ZM208 161L210 162V163H208ZM221 161V162H220ZM223 161V162H222ZM224 161H226V163L224 162ZM203 162H204V164H203ZM217 162H219V163H217ZM227 162H228V164H227ZM237 164H236V163ZM248 162V163H247ZM249 162H251L250 164H249ZM189 163V164H188ZM196 163H197V165H196ZM222 163V164H221ZM233 165H232V164ZM246 163V164H245ZM181 164V165H180ZM191 164V165H190ZM202 164V165H201ZM213 164H214V168H213ZM215 164H217V165H215ZM221 164V165H220ZM174 165V166H175ZM195 165V166H194ZM208 165V166H207ZM219 165V166H218ZM188 166H190V167H188ZM193 166H194V168H193ZM210 166H212L211 168H210ZM217 166V167H216ZM221 166V167H220ZM223 166V167H222ZM246 166V167H245ZM24 167V168H23ZM26 166L24 165V166H22L21 167V171H23L24 169H26L25 168ZM197 167V168H196ZM199 167V168H198ZM201 167V168H200ZM220 167V168H219ZM240 167V168H239ZM248 167V168H247ZM23 168V169H22ZM186 168H187V170H186ZM203 168H205V170L203 169ZM216 168V169H215ZM232 170H231V169ZM240 170H239V169ZM250 168V169H249ZM194 169V170H193ZM197 169H199V170H197ZM201 169V170H200ZM209 169V170H208ZM211 169V170H210ZM224 169V170H223ZM248 169V170H247ZM185 170V171H184ZM192 170V171H191ZM208 172H207V171ZM239 172H238V171ZM251 170V171H250ZM189 173H188V172ZM215 171H217V172H214ZM222 171V172H221ZM255 171V172H254ZM175 172V173H174ZM181 172V173H180ZM187 172V173H186ZM221 172V173H220ZM236 172V173H235ZM177 173V174H176ZM198 173V174H197ZM201 175H200V174ZM214 173V174H213ZM223 173V174H222ZM227 173H229V174H227ZM230 173H232L231 175H230ZM239 173H240V175H239ZM246 173V174H245ZM183 174L185 175V176H183ZM195 174H196V176H195ZM203 174V175H202ZM212 174V175H211ZM236 174V175H235ZM253 176H252V175ZM262 174V175H261ZM182 177H180V176ZM198 175V176H197ZM215 175V176H214ZM217 175V176H216ZM219 175V176H218ZM228 175H229V177H228ZM243 175V176H242ZM213 176L215 177V178H213ZM232 176V177H231ZM237 176V177H236ZM257 176V177H256ZM169 177V178H168ZM197 177V178H196ZM217 177V178H216ZM245 177V178H244ZM248 177V178H247ZM172 180H171V179ZM195 178H196V180H195ZM224 180H223V179ZM227 178V179H226ZM231 180H230V179ZM243 178V179H242ZM251 178V179H250ZM255 178V179H254ZM262 178V179H261ZM161 179V180H160ZM184 179V180H183ZM203 179V180H202ZM206 179V180H205ZM213 179V180H212ZM217 179V180H216ZM234 179V180H233ZM246 179V180H245ZM252 182H250L249 180ZM254 181H253V180ZM261 179V180H260ZM176 180V182H173V181H175ZM178 180V181H177ZM181 180H183V181H181ZM188 180V181H187ZM199 180V181H198ZM221 180V181H220ZM228 181V183H227V181ZM230 180V181H229ZM236 180H238V182L236 181ZM240 180V181H239ZM245 180V181H244ZM255 180H257L256 182H255ZM259 180V181H258ZM180 181H181V183H180ZM187 181V182H186ZM191 181H193V182H191ZM195 181V182H194ZM216 181V182H215ZM231 181H232V183H231ZM234 181H235V184H234ZM242 181V182H241ZM249 181V182H248ZM169 182V183H168ZM191 182V183H190ZM206 182V183H205ZM239 182L242 184H244V185H241V184H239ZM258 182H260L259 184H257ZM263 182V183H262ZM165 185V187H164V185ZM176 183V184H175ZM178 183V184H177ZM185 183H187V184H185ZM248 183V184H247ZM254 183H255V185H254ZM262 183V184H261ZM152 184H154V183H152ZM169 184V185H168ZM172 184V185H171ZM188 184H190V185H188ZM203 184V185H202ZM211 184V185H210ZM222 184H223V186H222ZM225 184V185H224ZM234 184V185H233ZM246 184V185H245ZM250 184H252V186L250 185ZM175 187H174V186ZM186 185V186H185ZM195 185V186H194ZM200 185H201V187H200ZM205 185V186H204ZM207 185V186H206ZM209 185V186H208ZM231 185V186H230ZM240 185V186H239ZM170 186V187H169ZM189 186V187H188ZM204 186V187H203ZM238 186V187H237ZM243 186V187H242ZM245 186V187H244ZM168 188V189H167ZM198 188V189H199ZM226 188V189H227ZM243 188V189H242ZM170 189H171V191H170ZM184 189V190H183ZM250 189V190H249ZM166 190V191H165ZM232 190V191H231ZM245 190V191H244ZM262 190V191H261ZM245 194V195H244ZM254 194H256V195H254ZM254 195V196H253ZM251 197V198H252ZM226 200H225V199ZM236 198V199H235ZM204 201H203V200ZM201 200H202V202H201ZM207 200V201H206ZM230 200V201H229ZM240 201V202H239ZM192 202V203H191ZM211 202V203H210ZM253 202V201H252ZM199 203V204H198ZM207 203V204H206ZM226 203L227 204H238V205H235L237 208H239V210L237 209V208H235V206H234V209H229L228 211H229V214L228 213H225V210H226V208H224V207H226ZM245 203V204H244ZM189 204V205H188ZM223 204L225 205L224 207H221V206H223ZM241 204V205H240ZM242 204H244V205H242ZM210 205H211V207H210ZM246 205V206H245ZM244 206V207H243ZM261 206V207H260ZM204 207V208H203ZM243 207V209H241ZM256 207V208H255ZM192 208V209H191ZM219 208V209H218ZM247 208H249L248 210H246ZM261 208V209H260ZM179 209H180V211H179ZM182 207H180V208H172V209H170L168 212H166V213H164V216H166L165 218H168V221H172V220H175V219H179L180 220V218H179V216L183 219L186 215V217H190L191 215H193V214H195L194 212L192 213V212H190V214L188 213V212H186L187 210L186 209H182ZM203 209V210H202ZM225 209V210H224ZM228 209V208H227ZM217 210V211H216ZM220 210H224L223 212H224V214L222 213L221 214V212H220ZM177 212L175 215H173L175 212ZM200 211H202L201 213H200ZM227 211V210H226ZM227 211V212H228ZM174 212V213H173ZM185 212V214H184V217L183 216H181L182 214L181 213H184ZM206 212V213H205ZM215 212V213H214ZM218 212V213H217ZM233 212V213H232ZM237 212V213H236ZM239 212H241V213H239ZM243 212V213H242ZM248 212V213H247ZM157 213H160V212H157ZM178 213H180V214H178ZM186 213H188V214H186ZM192 213V214H191ZM203 213V214H202ZM217 213V214H216ZM252 213V214H251ZM167 214V215H166ZM178 214V215H177ZM203 215V217H202V215ZM206 214H207V216H206ZM209 214H211V215H209ZM231 214H233V215H231ZM243 214H245V216L243 215ZM249 214V215H248ZM214 215V216H213ZM220 215H221V217H220ZM230 217H229V216ZM149 216H151V215H149ZM153 216V215H152ZM172 216V217H171ZM199 216V217H198ZM211 216V217H210ZM222 216H225V217H222ZM243 216V217H242ZM198 217V218H197ZM206 217V218H205ZM209 217V218H208ZM228 217V219H225V218H227ZM234 217V218H233ZM236 217V218H235ZM245 217V218H244ZM197 218V219H196ZM213 218V219H212ZM216 218V220H214ZM221 218H223V219H221ZM149 219V220H148ZM181 219V220H182ZM187 219V218H186ZM186 219H183V220H186ZM211 219H212V222H211ZM230 219V220H229ZM135 220V221H134ZM148 221V223H147V221ZM154 220V219H153ZM191 220H193V221H191ZM206 220V221H205ZM219 220H220V222H219ZM223 220V221H222ZM197 221H199L198 222V224H197ZM218 221V222H217ZM255 221V222H254ZM92 222H95V220L94 221H91L89 224H91ZM116 222V223H115ZM137 222V223H136ZM153 222V224H151ZM192 222V223H191ZM206 222H207V224H206ZM223 222V223H222ZM115 223V224H114ZM121 223V224H120ZM139 223V224H138ZM143 223V224H142ZM211 223H213V224H211ZM248 223V224H247ZM251 223V224H250ZM120 224V225H119ZM124 224V225H123ZM194 226H193V225ZM198 225V226H196V225ZM210 224V225H209ZM217 224V225H216ZM246 224V225H245ZM115 225V226H114ZM128 225V226H127ZM142 225V226H141ZM187 225V226H186ZM192 225V226H191ZM118 226V227H117ZM192 228H191V227ZM249 226V227H248ZM109 227V228H108ZM113 227V228H112ZM116 229H115V228ZM121 227V228H120ZM123 227V228H122ZM125 227H126V229H128V230H126L125 229ZM185 227V228H184ZM189 227V228H188ZM246 227H248L247 229H246ZM117 228H120V229H117ZM244 228V229H243ZM100 229V230H99ZM122 229V230H121ZM184 229V230H183ZM187 229H188V231H187ZM263 229V227L262 228H260V230L259 231H257L258 232V235H257V232H255V233H253L254 235H250L251 236V240L250 239H248L247 240V242H249V244H247V242L245 243V247H244V245H243V247H244V249L247 247V249L249 250L250 248H251V246H252V244H254V242H256V239L258 240L259 238H260V236L264 233V229ZM92 230V231H91ZM98 230V231H97ZM103 231V232H100V231ZM108 230V231H107ZM117 230V231H116ZM182 232H181V231ZM195 230H197V231H195ZM123 231V232H122ZM187 231V232H186ZM191 231V232H190ZM218 233H217V232ZM243 231V232H242ZM263 231V232H262ZM163 232V233H162ZM179 232H180V234H179ZM185 232V233H184ZM195 232V233H194ZM237 232V233H236ZM239 232V233H238ZM240 232H241V234H240ZM107 233H108V235H107ZM116 233H118V235H120V233L122 234L121 235V238H117L116 240H115V238L114 239H111L110 238V236L111 237H113V235H111V234H114V235H117ZM216 233V234H215ZM220 233V234H219ZM262 233V234H261ZM124 234H125V236H124ZM175 234V235H174ZM219 234V235H218ZM222 234V235H221ZM237 234V235H236ZM261 234V235H260ZM90 235H92V236H90ZM103 235V236H102ZM107 235V236H106ZM157 235V236H156ZM180 235V236H179ZM184 235V236H183ZM234 235H236V236H234ZM258 237H257V236ZM105 236V237H104ZM109 236V237H108ZM127 236V237H126ZM133 236V237H132ZM150 236H151V238H150ZM173 236V237H172ZM178 236V237H177ZM233 236H234V239H233ZM255 236V237H254ZM90 237V238H89ZM95 239H93V238ZM157 237H159V238H157ZM169 237H171V238H169ZM175 237V238H174ZM177 237V238H176ZM182 237V238H181ZM88 238H89V241H88ZM111 239V240H114V241H108L107 239ZM125 238V239H124ZM132 238V239H131ZM144 240H143V239ZM167 240H166V239ZM180 238V239H179ZM250 238V237H249ZM137 239V240H136ZM140 239H142V240H140ZM147 241H146V240ZM155 239H157V240H155ZM208 239V240H207ZM210 239V240H209ZM230 239H232V241L230 240ZM60 240V239H59ZM92 240V241H91ZM100 240H102V241H100ZM138 240H139V242H138ZM161 240V241H160ZM178 240H180V241H178ZM202 240V241H201ZM250 240V241H249ZM61 241V240H60ZM60 241H58L57 243H59ZM66 242L67 243V245H65V244H63L64 242ZM106 241H107V243H106ZM132 241H134V242H132ZM137 241V242H136ZM251 241H253V242H251ZM89 244H88V243ZM91 242V243H90ZM95 242V243H94ZM97 242V243H96ZM101 242V243H100ZM135 242H136V244H135ZM144 242V243H143ZM147 242V243H146ZM197 242V243H196ZM200 242H202V244H200ZM226 242V243H225ZM230 242V243H229ZM69 243V244H68ZM87 243V244H86ZM105 243V244H104ZM125 243V244H124ZM153 243V244H152ZM159 243H160V245H159ZM200 245H199V244ZM81 244V245H80ZM98 244V245H97ZM103 244V245H102ZM107 244H108V246H107ZM116 244V245H115ZM196 244H198V245H196ZM223 244V245H222ZM224 244L227 246V248L224 246ZM247 244V245H246ZM62 245H65V246H62ZM95 245V246H94ZM119 245V246H118ZM134 246V247H132V246ZM196 245V246H195ZM204 245V246H203ZM47 246V245H46ZM88 246V247H87ZM129 246V247H128ZM202 246V247H201ZM220 246V248H218ZM84 247V248H83ZM110 247V248H109ZM163 249V251L160 249ZM164 247H167V248H164ZM204 247V248H203ZM225 247V248H224ZM243 247L242 248H240L239 250H238V252L237 253H234V255L231 257V255H230V257H231V259H229L230 261L229 262H227L228 264H233L234 262H236L237 264H264V246H262V247H260V249L259 250H257V253H255L254 255H252L251 257H253V258H249V257H247V258H249V259H247V258H245V259H243L242 257H241V255L244 253V251L246 252L247 251V249H243ZM102 248V249H101ZM171 248V249H170ZM193 248V249H192ZM194 248H196V250L194 249ZM45 249H47V248H45ZM62 249L64 250V252L62 251ZM109 249V250H108ZM160 249V250H159ZM167 249V250H166ZM191 249H192V251H191ZM221 249H222V251H221ZM106 250H108V251H106ZM114 250V251H113ZM119 250V251H118ZM168 250H170V251H168ZM216 250V251H215ZM241 250V252H239ZM62 251V252H61ZM77 251V252H76ZM103 251V252H102ZM185 251H187L186 253H185ZM218 251V252H217ZM221 251V252H220ZM108 252V253H107ZM171 252V253H170ZM182 252H183V254H182ZM216 252V253H215ZM48 253H49V255H50V257H48L49 255H48ZM53 255H52V254ZM64 253V254H63ZM70 253V254H69ZM99 253H100V255H99ZM165 253H167V255H170L169 257L165 254ZM169 253V254H168ZM184 253H185V255L187 254V256H185L184 255ZM204 253V254H203ZM208 253V254H207ZM217 253H219L218 254V257H217ZM240 253V254H239ZM46 254V255H45ZM72 254V255H71ZM74 254V255H73ZM153 254V255H152ZM160 254V255H159ZM162 254V255H161ZM175 254L177 255V256H175ZM178 254H179V256H178ZM199 254V255H198ZM215 254V255H214ZM224 254V253H223ZM222 254V255H223ZM257 254V255H256ZM102 255V256H101ZM105 255H106V257H105ZM155 255V256H154ZM157 255H159V257L157 256ZM163 255H165V256H163ZM212 255V256H211ZM221 255V256H222ZM32 256V257H31ZM52 256H54L53 258H52ZM97 256V257H96ZM160 256H162V261H161V257ZM172 256V257H171ZM181 256V257H180ZM192 256V257H191ZM216 256V257H215ZM236 256V257H235ZM36 257H38V259L36 258ZM96 257V258H95ZM98 257H100V258H98ZM163 257H164V259H163ZM185 258V260H184V258ZM239 257V258H238ZM243 259H241V258ZM32 258V259H31ZM98 258V259H97ZM155 258H156V260H155ZM183 258V259H182ZM213 260H211V259ZM234 258H237V259H240L239 260V262H237V259H236V261H233V259ZM46 261H45V260ZM101 259V260H100ZM160 259V260H159ZM192 259V260H191ZM196 259V260H195ZM251 259V260H250ZM92 260H94V261H92ZM169 260H170V262H169ZM176 260V261H175ZM209 260H211V261H209ZM26 261H27V259H26ZM86 261V262H85ZM84 262L82 261V262H75V263H70V264H88L89 262L87 261V259L85 260ZM101 261V262H100ZM172 261V262H171ZM187 261V262H186ZM209 261V262H208ZM216 261V260H215ZM233 261V262H232ZM245 261V262H244ZM54 262V263H55ZM186 262V263H185ZM231 262V263H230ZM58 263H55V264H58ZM235 263V264H236ZM53 264V263H52ZM68 264V263H67Z\"/></svg>","mask_w":264,"mask_h":264}]
</instances>
